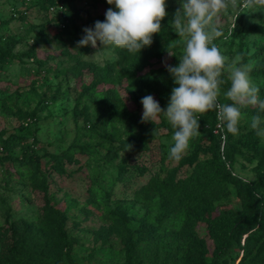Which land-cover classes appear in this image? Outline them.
<instances>
[{
  "label": "rangeland",
  "instance_id": "374dc122",
  "mask_svg": "<svg viewBox=\"0 0 264 264\" xmlns=\"http://www.w3.org/2000/svg\"><path fill=\"white\" fill-rule=\"evenodd\" d=\"M53 1L58 3L0 0V35L14 36L18 41L11 49L12 57L0 50V87L8 90L0 92V251L7 245L11 230L22 225L43 229L49 239L50 225L58 223L80 241L79 264L212 261L229 236V224L210 225L207 221L215 217L209 211L217 202L209 205L202 192L191 189L182 202L170 206L162 200L154 181H183L199 165L211 171L212 131L221 137L218 157L227 165L231 163L232 175L239 181L264 186V136H257L250 126L251 117L259 110L241 106L242 118L235 134H226L218 118L213 130L200 125V134L191 138L182 159H169L175 130L168 134L161 126L170 125L163 114L156 121H143L141 100L151 95L162 110L169 104L175 85L167 66L179 64L184 38L178 36L167 17L176 13L181 0H166L167 15L160 22V32L152 37L148 65L131 79L103 85L95 93L83 88L93 78L88 68L82 69L78 78L64 71L77 60L72 54L80 48L83 29L103 22L109 8L117 9L107 0L95 7L94 0ZM237 1L240 6L221 12L224 35L214 43L232 61H240L242 52L251 68L264 67V8H244L242 0ZM66 7L79 11V18L68 23L63 15ZM253 25L262 31L246 35ZM40 29L48 42L33 45ZM242 36L246 37L240 45ZM86 47L81 61L104 67L117 60L112 48L103 49L99 41L96 48ZM31 48L35 57L28 58ZM38 61L45 65L38 66ZM223 77L220 103L226 101L224 92L231 83L227 72ZM251 79L264 99V83L259 77ZM141 84L154 90L141 88ZM208 112L195 115L201 119ZM259 114L264 117V113ZM142 129L157 132L149 145L151 150L134 154L122 149L121 144L138 138ZM249 132L253 133L251 138L240 140ZM13 134L23 142L10 153L2 152V143ZM31 145L33 162L22 160V153ZM233 191L230 186V196L220 203L222 209L238 212L241 206ZM256 227L243 233L241 248L231 241L219 264H254V251L246 257L243 246Z\"/></svg>",
  "mask_w": 264,
  "mask_h": 264
},
{
  "label": "clouds",
  "instance_id": "9594fccd",
  "mask_svg": "<svg viewBox=\"0 0 264 264\" xmlns=\"http://www.w3.org/2000/svg\"><path fill=\"white\" fill-rule=\"evenodd\" d=\"M107 3L114 4L117 10L109 8L103 22L96 21L94 28L83 29L78 47L96 48L99 41L103 49L139 53L152 44L153 35L160 32V22L167 15L166 0H107ZM230 6L236 8L237 0H181L172 27L184 38V49L179 64L167 66L175 85L169 104L162 110L151 95L141 100L143 121H156L163 114L175 130L168 153L173 161L182 159L191 138L200 134L199 118L195 114L214 110L221 126L235 134L242 118L241 106H252L264 113V99L251 79V66L230 60L214 43L224 35L220 14ZM242 6L264 8V0H242ZM225 72L231 83L224 95L232 103L218 102ZM259 113L251 117L250 126L257 136H264V117Z\"/></svg>",
  "mask_w": 264,
  "mask_h": 264
},
{
  "label": "trees",
  "instance_id": "16d2710c",
  "mask_svg": "<svg viewBox=\"0 0 264 264\" xmlns=\"http://www.w3.org/2000/svg\"><path fill=\"white\" fill-rule=\"evenodd\" d=\"M64 1L66 4L68 0ZM46 2L51 5L58 3V1L54 2L53 0H46ZM97 3L105 5L106 1L94 0L93 6L95 7ZM237 6H240V2L238 1ZM85 12L88 13L87 10H85ZM63 15L69 23L79 18V11L71 10L66 7L65 11H63ZM174 15L172 14L167 17L171 23L173 22ZM97 18L102 20L103 16L98 15ZM262 29V27L257 25L250 26L246 35L256 34L262 31ZM245 37L246 36L241 37L240 45L243 44L242 41ZM33 42V45L48 42V38L43 29L38 31ZM17 43V38L14 36L0 35V50L8 57H12L11 49ZM87 50L85 46L75 51L76 53L72 54V56L76 57L77 60L75 64L66 69L64 73L72 78H78L81 74V70L88 68L93 78L91 83L83 85V88L85 87L88 93H95L97 89L101 88L103 85L129 80L136 73L144 69L149 63L152 44L141 49L139 53H129L124 49L112 48L113 52L116 54L117 60L104 67L81 61L80 57L87 54ZM239 54L241 58L240 61L247 64V56L242 52ZM26 56L28 58L35 57L34 49L31 48ZM44 65V61H38V66ZM250 75L254 78L259 77L262 83H264V67H253ZM222 78L224 79L223 76ZM139 86L144 89L154 90L153 87L146 84H141ZM229 87L228 84V88ZM6 91L8 90L0 87L1 93ZM222 103H232V101L226 98V101ZM216 120V111L209 110L205 117L199 119V125H209L210 129L213 130ZM161 126L167 130L168 134L174 131L170 125ZM225 132L229 134L226 129ZM252 136L253 133L249 132L241 135L240 140H248ZM156 138V131L142 129V133L138 138L127 140L123 142L121 146L122 149H127L130 153L134 154L142 153L143 151L147 152L151 150L149 146L150 143ZM22 142L23 139L21 137L15 134L10 135L2 143V152L10 153ZM210 142L213 151L211 171L205 169L204 165H199L197 170H192L193 172L186 176L183 181L164 184L163 181L161 183L158 179L154 181L155 186L159 190L162 200L170 206L175 205L176 202H182L187 191L191 189L202 192L209 205H212L215 201L217 202V205L212 206V210L209 211V213L213 212L215 217H210L207 221L210 225L223 223V221L229 224L227 226V235L229 236L225 238L219 251L214 254L212 261H200L198 264H219V257L224 248L230 245L231 241H235L241 248L243 233L248 229L251 230L257 225L258 227L246 237L247 239L245 240L243 249L246 257L254 251L251 257L254 264H264V186L259 182H242L234 177L230 171L232 167L231 163L227 165L218 157L221 137L210 131ZM226 142H229V137L226 139ZM30 152H33V145L26 147L25 151L22 153L21 159L27 162H33L30 159ZM65 157L67 158L68 156L65 155ZM230 186L233 188V194L241 206V210L238 212H234L231 209L224 210L222 209V207H224L223 204L220 203L230 196ZM218 207L221 208L219 212L217 211ZM50 230L51 235L49 239L45 236L43 229H30V227L26 225H22L18 230L9 231L8 237L6 238L7 245L0 251V264H79L80 260L77 256V252L80 250V241L76 237L68 235L63 229L62 224L53 223L50 225ZM249 243H251L250 248ZM130 244L134 245V243L131 242Z\"/></svg>",
  "mask_w": 264,
  "mask_h": 264
}]
</instances>
